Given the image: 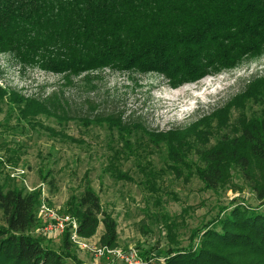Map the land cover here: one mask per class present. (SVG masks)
<instances>
[{
  "label": "trees",
  "instance_id": "16d2710c",
  "mask_svg": "<svg viewBox=\"0 0 264 264\" xmlns=\"http://www.w3.org/2000/svg\"><path fill=\"white\" fill-rule=\"evenodd\" d=\"M2 53L21 66L62 75L66 85L80 77L88 89H97L93 80L99 76L94 73L108 69L155 73L178 88L264 55V0H0ZM249 102L264 105V65L244 79L240 92L211 113L200 112L184 128L150 130L116 112L93 119L68 116L86 125L106 123L117 132L121 149H133L132 136L139 133L154 146L165 145L176 178L197 176L203 190L218 196V213L193 228L186 245L177 239L176 222L165 218L171 242L157 255L160 264H249L243 254L264 255V213L241 198L222 201L228 192L248 188L264 205V115L249 118ZM6 103L18 116L32 120L40 115L65 117L60 111L67 100L58 91L26 98L0 83V114ZM88 104L97 110V104ZM122 153L118 149L115 157ZM40 198L41 190L29 191L22 184L7 187L0 181L5 221L0 224V264L80 262L68 233L62 236L60 251L35 234ZM65 212L78 218L82 236L92 238L103 224L101 243L117 246L118 222L90 184L71 196ZM138 248L145 257L156 251Z\"/></svg>",
  "mask_w": 264,
  "mask_h": 264
},
{
  "label": "rangeland",
  "instance_id": "374dc122",
  "mask_svg": "<svg viewBox=\"0 0 264 264\" xmlns=\"http://www.w3.org/2000/svg\"><path fill=\"white\" fill-rule=\"evenodd\" d=\"M263 65L264 55L253 57L236 69L178 88H172L155 73H119L105 69L94 73L99 76L93 80L97 89H88L80 77L73 79L74 84L66 85L62 75L21 66L11 55L2 53L1 84L26 98H43L58 91L67 105L64 112L60 111L65 117L40 115L27 120L4 104L0 114V155L8 162L9 157L17 159L10 163L27 170L26 179L30 185L38 187L46 183L49 202L63 212L71 196L90 184L100 195L104 209L118 222L117 247H155L157 258L171 242L165 218L176 222L177 239L186 245L191 230L218 213V196L203 190V183L197 176H190L189 181L176 178L172 167H168L171 162L165 145L154 146L139 133L132 136L133 149H121L117 132L110 130L106 123L93 121L86 125L68 116L93 119L95 115L116 112L124 115V121L131 118L150 130L184 128L196 121L200 112L207 115L212 108L240 92L244 79ZM88 101L97 104V110H91ZM248 106L249 118L264 115V105L249 102ZM237 115L235 112L233 117ZM118 149L123 151L120 159L115 157ZM0 165L2 183L7 187L24 185L21 180L9 176L1 161ZM52 179L53 184H50ZM234 198H241L255 207L256 212L264 213V205H260L248 188L242 192L230 191L222 201L229 203ZM39 219L35 234L60 251L63 237L43 234L40 228L44 220ZM4 223L0 211V224ZM103 233L101 224L97 234L87 239L90 243L101 244ZM72 252L80 262L67 259L65 264L108 262L77 245L72 247ZM243 255L245 263L264 264V255ZM157 264L160 263L157 261Z\"/></svg>",
  "mask_w": 264,
  "mask_h": 264
},
{
  "label": "built area",
  "instance_id": "2783aa9c",
  "mask_svg": "<svg viewBox=\"0 0 264 264\" xmlns=\"http://www.w3.org/2000/svg\"><path fill=\"white\" fill-rule=\"evenodd\" d=\"M3 168L13 179L21 180L29 191L41 190L38 216L44 220L40 231L49 236L69 235L70 241L82 249H86L96 258H106V264H157L160 262L155 255L150 257L142 256L136 247H113L107 244L90 243L89 239L79 233V220L76 216L61 211L51 205L48 200L46 183H41L38 187L32 186L26 179L27 170L17 167L8 162L4 155H0ZM161 263V262H160Z\"/></svg>",
  "mask_w": 264,
  "mask_h": 264
},
{
  "label": "bare ground",
  "instance_id": "6f19581e",
  "mask_svg": "<svg viewBox=\"0 0 264 264\" xmlns=\"http://www.w3.org/2000/svg\"><path fill=\"white\" fill-rule=\"evenodd\" d=\"M179 92V91H178ZM181 94V92L180 93H178L177 95L179 96ZM177 98V97H176Z\"/></svg>",
  "mask_w": 264,
  "mask_h": 264
}]
</instances>
